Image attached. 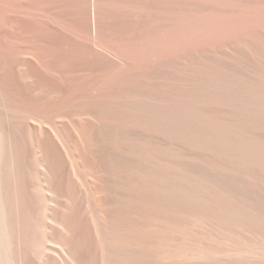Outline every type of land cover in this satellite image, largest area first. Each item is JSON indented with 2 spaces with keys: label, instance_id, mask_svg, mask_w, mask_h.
Wrapping results in <instances>:
<instances>
[{
  "label": "bare ground",
  "instance_id": "1",
  "mask_svg": "<svg viewBox=\"0 0 264 264\" xmlns=\"http://www.w3.org/2000/svg\"><path fill=\"white\" fill-rule=\"evenodd\" d=\"M0 264H264V0H0Z\"/></svg>",
  "mask_w": 264,
  "mask_h": 264
}]
</instances>
